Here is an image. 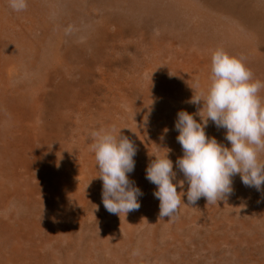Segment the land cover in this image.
<instances>
[{
  "label": "rangeland",
  "instance_id": "rangeland-1",
  "mask_svg": "<svg viewBox=\"0 0 264 264\" xmlns=\"http://www.w3.org/2000/svg\"><path fill=\"white\" fill-rule=\"evenodd\" d=\"M0 22V60H11L17 51L23 59L19 68L9 71V78L3 77L7 72L0 65V83L10 80L9 88L15 82L19 85L7 93L17 91L20 95L23 91L29 103L25 114L15 118L26 121L30 117V124L15 125L35 135L31 143L37 150L59 153L49 167L35 165L28 171L32 175L29 186L40 185L33 201L38 205L34 207L30 201L22 205L33 210L28 214L33 229L30 234L36 233L30 236L33 264H92L98 255L96 244L106 230L121 231L118 224L122 220L104 208L102 196L98 198L102 181L97 187L94 180L97 189L86 194L90 181L75 176L85 195L76 203L73 198L66 199L62 212L63 201L55 197L58 180L70 181L68 177L60 180L61 172L68 176L80 167L86 174L96 173L95 166L89 169L85 165L90 166L92 156L83 157L80 144L85 143L88 155H94L91 133L112 127L124 129L125 137L138 149L129 179L143 195L140 209L126 217L137 219L135 237L154 230L149 246L137 249L129 245L124 257L133 255L129 260L136 259V264H226L236 252L242 254L241 264H256L254 252L260 246L256 226L260 227L258 213L264 210V185L257 191L244 186L236 175L232 178L233 194L224 201L207 204L202 197L194 205L182 203L173 217L160 219L159 200L153 196L156 186L145 178V170L154 157L166 154V144L177 150L172 157L168 154L176 172L173 183L184 181L175 166L182 153L174 122L179 111L192 114L197 122L199 115L204 117L202 110L198 113L202 104L190 101L210 84L211 56L216 49L242 59L253 79L264 82V0H27L22 12L14 11L9 0H0ZM196 80L201 89L192 90ZM259 95L264 103V89ZM8 107L9 99L3 98L0 120L10 117ZM164 129H168L166 135ZM205 133L230 147L223 139L226 130L211 121ZM259 156L264 163V152ZM187 188L184 182L177 191L186 193ZM182 200L187 204L186 195ZM9 210L0 211V221H6ZM5 238L0 236V240Z\"/></svg>",
  "mask_w": 264,
  "mask_h": 264
},
{
  "label": "clouds",
  "instance_id": "clouds-1",
  "mask_svg": "<svg viewBox=\"0 0 264 264\" xmlns=\"http://www.w3.org/2000/svg\"><path fill=\"white\" fill-rule=\"evenodd\" d=\"M9 5L14 11L22 12L27 8V0H9ZM191 89H201L199 80ZM261 89L264 82L253 79L252 71L242 59L230 56L222 48L213 52L210 84L190 101L194 105L202 104L198 113L202 110L204 117L197 113L200 117L197 122L192 114L179 111L174 122L179 133L176 140L182 149L175 166L184 181L173 183L176 172L168 158L171 150L167 148L166 154L154 157L145 170V178L156 186L153 196L159 200L160 219L173 217L182 203L194 205L202 197L207 204L224 201L233 194L232 178L236 175L244 186L261 190L264 185V163L259 161L260 153L264 152ZM209 121L216 128L226 130L224 139L230 147L206 135ZM163 131L166 135L168 129ZM91 136L90 148L102 181V204L110 214L119 217L123 213L126 218L128 213L139 210V198L143 195L129 179L138 149L115 127L93 131ZM184 182L188 185L187 192L178 193L177 187H183ZM185 195L187 204L182 200Z\"/></svg>",
  "mask_w": 264,
  "mask_h": 264
},
{
  "label": "bare ground",
  "instance_id": "bare-ground-1",
  "mask_svg": "<svg viewBox=\"0 0 264 264\" xmlns=\"http://www.w3.org/2000/svg\"><path fill=\"white\" fill-rule=\"evenodd\" d=\"M48 2H49V0H48ZM1 26H2V22H0V27ZM12 49L14 51L16 48L13 47ZM7 51L8 50H5L4 52H7ZM33 52H36V50H34ZM22 60L23 59H22L21 53L19 51H17L16 53L14 52V55L12 56L11 60L9 59L6 61L5 58L3 60H0V65H2V69H4L7 72L3 75V77L7 76L9 78L10 77L9 71H13L16 68H19V64ZM9 81H6L5 83H0V103L3 101V98H4V100L9 99V107L7 109V112H9V115H10V117H6V118L0 120V211H2V212H4V210L8 211L10 209V206H12V208L9 210V214H8L9 216L6 219V221H3V220L0 221V231H1L0 236H6V238L4 240H0V264H33L34 248H33V250H31V247L33 246V242L31 240L30 236L35 235L36 233L30 234V233H32L33 229H32V225H31V218H29V217H31V215H28V214H30V211L32 212L33 210L29 209L30 208L29 205H27L28 209L27 208L23 209L22 205H25L26 201H30L32 206H34V207H35V205H38L37 202L35 203L33 201L35 200L34 196L39 195V189L37 187H40V185H38L37 187H35V186L30 187L29 186L28 182L32 180V175L28 171H30L31 169H34L36 166H37V168H38V166H40L42 168L49 167L51 162H53L57 158L59 153L53 152V153L48 154L46 151H43L44 148L43 149L40 148V150H37L35 147V144L31 143V141L35 139V135L32 133L24 132L23 128H18L15 125V123H17V124L18 123L30 124V120H31L30 117H27L26 121H24L21 117L15 118V115L23 116L25 114V111H27V106L29 103L27 102V99L24 98V96L22 94L23 91L20 93V95H18V94L16 95L17 91H15L14 93H7L6 90H15L18 88L17 86H19V85H16V82H15L13 84V86H10V88H9V85H8ZM22 87L24 90L25 86L22 85ZM25 93H27V90H25ZM2 94L7 95V96L3 97ZM1 111L2 110H0V112ZM30 112L33 113L34 111L31 110ZM30 115L34 116L33 114H30ZM122 115H123V117H125L124 112L122 113ZM134 120H135L134 123H136L135 125H137V127H139L140 123H137L138 122L137 118H134ZM6 121L13 124V127H12V125L10 127V125ZM122 130H123V132H122ZM131 130H133V129L131 128ZM121 134L123 136H125L126 131L124 129H121ZM25 135H27V136H25ZM220 140H221V138H220ZM140 143H142V142H140ZM80 146H82V150H83V154H84L83 157H91L92 156L91 160H90V162H91L90 166L88 164H85V161H84V164L87 165L89 169L92 167V165L95 166V168H97L95 156L93 154L88 155L90 153L88 151L87 145L85 143H81ZM164 148L171 150L169 152L171 157L177 151L174 149V147L166 145V144L164 145ZM143 151H147V149H145L144 146H143ZM178 151L182 153L181 145L178 147ZM165 153H166V149H165ZM29 155L31 157V160H29L30 159ZM42 155H47L48 159L42 158ZM173 158H175V157H173ZM262 158L263 157L259 156V161L262 160ZM28 162H31V163H28ZM81 162H83V160ZM81 169L82 168L77 167L76 171L73 174L70 175V173H67L68 176H65L64 172H61V177H59L60 180L63 177H65L66 179L68 177V179H70V181L67 180V182L66 181L64 182L63 180H61V181L58 180V185H56V187H58V189L56 191L55 197H57L58 200L63 201V203H62L63 206H62L61 212L66 207V206L64 207V203H65L66 199L73 198L72 200L76 203L75 200H77L81 196L85 195L84 189L81 185L82 182L79 181L80 182L79 184L75 183V180H74L75 176L80 177V180L85 179L84 182L90 181L89 191H87L86 194H90L93 191V188L97 189L96 186L100 187V185H101V180L98 178V176H99L97 173L98 170L96 171L95 174H92L88 170L89 172H87L88 174H86L85 171H83ZM51 175H52V177H54V173H52ZM88 176H91L90 179H88ZM94 180H96V183H95L96 186L93 183ZM139 187H140V185H139ZM25 188H28L29 190L26 193H22V190ZM68 190H71L72 193H69ZM100 196H102V192L98 191V198L99 199H100ZM155 199L156 198L154 197V200ZM254 203H257V202H254ZM153 205H154V203H152V206ZM252 205H253V203H252ZM147 209H148V206L145 207V210H147ZM153 210L158 211L157 208L156 209L152 208V211ZM147 212H149V211H147ZM150 212H151V210H150ZM258 215H259V221H260L259 226L262 228L264 226V225L263 226L261 225L262 220L264 221V219H263L264 218V210L261 211V213H258ZM119 219L122 220L121 223L118 224V227L121 231L118 232L119 230L116 231L117 229H115V228H109L106 230V235H104L103 237H100L97 244H96L98 255L96 256L95 260H93L92 264H136L135 263L136 259L132 260V262H130L131 260H129V259H132L133 255L132 256H125V257L123 256V254H125L127 252L128 246L131 245L137 249L139 247L141 249H144L143 247H147L150 245L151 241L153 242L154 230L151 231L152 234H150L151 233L150 232L148 235H146L147 234L146 233V234H141L139 237L138 236L135 237L133 230H134V225L138 224L137 219L134 217H131V219L129 217L125 218L124 214L120 215ZM52 221L54 222L53 219H52ZM251 222H253V219L251 220ZM35 223L36 224L38 223L37 225H39L40 228H43L41 226L40 222H37L35 220ZM257 224H258V222H257ZM260 227L258 228L256 226V241L258 240V242L260 243L259 244L260 246L256 247V251L254 252V253H256V264H264V251H263V249H264V237L258 238L260 235V229H261ZM242 236H243V234H242ZM249 237H250V235H249ZM171 240L173 241V238ZM178 240L180 242V239H178ZM252 241H255V238L252 239ZM225 242H227V241L225 240ZM228 242H229V240H228ZM186 244H188V242H186ZM254 244L256 245V243H253V245ZM245 246H246V244H245ZM254 249H255V247H254ZM226 255H230V254L227 253ZM233 255H234V258L232 257L233 260L230 259L229 261L226 262V264H241V263H243L241 261V255L242 254L240 255L239 253L235 252ZM207 258H206V260H207ZM253 260H255V259H253ZM94 261H95V263H94ZM88 263H89V261H88Z\"/></svg>",
  "mask_w": 264,
  "mask_h": 264
}]
</instances>
